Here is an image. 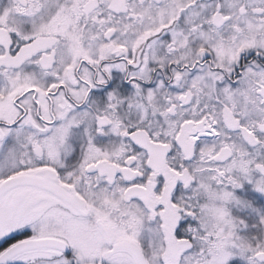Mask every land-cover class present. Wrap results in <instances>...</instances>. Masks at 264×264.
Here are the masks:
<instances>
[{"label":"snow or ice","instance_id":"6c2138e0","mask_svg":"<svg viewBox=\"0 0 264 264\" xmlns=\"http://www.w3.org/2000/svg\"><path fill=\"white\" fill-rule=\"evenodd\" d=\"M0 264H264V0H0Z\"/></svg>","mask_w":264,"mask_h":264}]
</instances>
